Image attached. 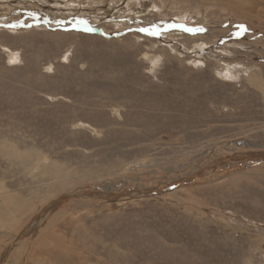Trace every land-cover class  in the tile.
Wrapping results in <instances>:
<instances>
[{"label":"rangeland","instance_id":"rangeland-1","mask_svg":"<svg viewBox=\"0 0 264 264\" xmlns=\"http://www.w3.org/2000/svg\"><path fill=\"white\" fill-rule=\"evenodd\" d=\"M0 264H264V0H0Z\"/></svg>","mask_w":264,"mask_h":264},{"label":"bare ground","instance_id":"bare-ground-1","mask_svg":"<svg viewBox=\"0 0 264 264\" xmlns=\"http://www.w3.org/2000/svg\"><path fill=\"white\" fill-rule=\"evenodd\" d=\"M111 193V192H110ZM110 193H107V194H110ZM97 194V196L98 197H104V194L103 193H96ZM113 196H117V195H113ZM64 197H66V196H64ZM64 197H62V198H60L61 200L64 198ZM59 199V200H60ZM55 204H56V201H55ZM35 219H38V222L40 221V218H38V217H36ZM35 228V227H34ZM28 230H29V228H28ZM33 231H34V229H33ZM31 234V233H30ZM21 237H23V235L22 236H20L19 238H20V240H21ZM12 247L13 246H10V248L12 249Z\"/></svg>","mask_w":264,"mask_h":264},{"label":"water","instance_id":"water-1","mask_svg":"<svg viewBox=\"0 0 264 264\" xmlns=\"http://www.w3.org/2000/svg\"><path fill=\"white\" fill-rule=\"evenodd\" d=\"M129 194V193H132V191H128V192H120L119 194H118V197H120V198H122L125 194Z\"/></svg>","mask_w":264,"mask_h":264},{"label":"snow or ice","instance_id":"snow-or-ice-1","mask_svg":"<svg viewBox=\"0 0 264 264\" xmlns=\"http://www.w3.org/2000/svg\"><path fill=\"white\" fill-rule=\"evenodd\" d=\"M89 30H91V29H89ZM189 31H193L192 29H188ZM141 31H147L146 29H141ZM199 31H203V29H199ZM153 35H158L159 33H157V32H154V33H152Z\"/></svg>","mask_w":264,"mask_h":264}]
</instances>
